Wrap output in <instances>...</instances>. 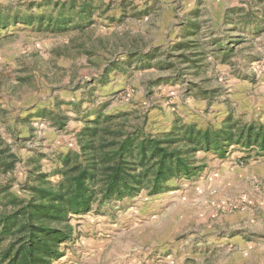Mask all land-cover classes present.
I'll return each mask as SVG.
<instances>
[{"label":"rangeland","instance_id":"obj_1","mask_svg":"<svg viewBox=\"0 0 264 264\" xmlns=\"http://www.w3.org/2000/svg\"><path fill=\"white\" fill-rule=\"evenodd\" d=\"M104 118L236 128L160 194L72 215L51 264H264V149L240 138L264 128V0H0V220Z\"/></svg>","mask_w":264,"mask_h":264},{"label":"trees","instance_id":"obj_2","mask_svg":"<svg viewBox=\"0 0 264 264\" xmlns=\"http://www.w3.org/2000/svg\"><path fill=\"white\" fill-rule=\"evenodd\" d=\"M110 120L92 122L82 134L81 150L62 156L58 183L38 174L30 199L16 200L18 210L0 220V243L12 240L0 254L1 264H51L62 257V243L71 239L72 215L98 203L135 198L144 190L160 194L171 179L190 173L199 151L222 147L227 139L233 143L236 128L227 119L214 134L177 126L172 135L151 136L107 127ZM256 132L245 127L240 138L264 149V128Z\"/></svg>","mask_w":264,"mask_h":264}]
</instances>
